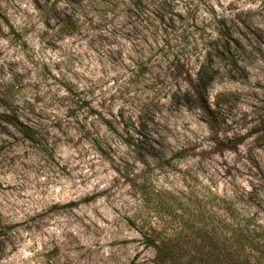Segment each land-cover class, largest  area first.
Returning a JSON list of instances; mask_svg holds the SVG:
<instances>
[{
  "label": "clouds",
  "instance_id": "1",
  "mask_svg": "<svg viewBox=\"0 0 264 264\" xmlns=\"http://www.w3.org/2000/svg\"><path fill=\"white\" fill-rule=\"evenodd\" d=\"M14 4L16 0H0V13L8 16ZM51 10L60 18L71 16L78 31L71 37L60 33ZM27 12L28 27L35 25L36 32L46 31L45 21L52 26L48 39L59 43L61 54L59 62L47 64L51 75L45 74L48 58L21 49L28 36L13 43L9 25L0 19V49L6 53L0 58V93L12 88L10 96H0V264H161L157 245L172 234L173 226L171 217L145 199V189L155 199H199L209 210L228 202L240 210L241 225L243 218L258 213L252 227L264 233V210L249 202L256 195L264 206V187L259 179L253 180L246 156L264 131L234 149L226 147L264 122V116L257 115L264 113V0H29ZM145 25L152 41L147 52L140 39L148 37L137 31ZM81 40L98 45L101 57L119 49L111 71L120 80L117 87L123 88L115 97L111 88L85 80L77 68L72 42ZM123 40L132 41L131 48ZM9 51L16 53L18 65L8 63L13 59ZM29 69L37 78L27 76L21 88L13 77ZM124 72L127 75L120 79ZM53 97L65 112L73 107L83 111L84 102L89 110L99 105L111 123L89 111L85 115L93 120L90 128L77 115L73 120L79 132L73 136L68 127L58 125L59 115L33 121L37 111L52 105ZM245 114L252 122L237 127L234 121ZM13 117L43 126V139L26 144ZM97 119L105 124L103 134L94 127ZM77 140L92 143L111 167L77 175ZM136 144L146 152L138 153ZM65 145L74 150L67 152ZM256 151L264 157V149ZM59 173L71 182V196H65V185L56 180ZM180 179L187 195L180 191ZM104 199L119 217L117 232L98 229L96 220L79 214ZM97 217L107 224L99 213ZM133 233L140 238L129 239ZM109 235L112 243L101 244ZM256 243L264 246V238ZM93 244L95 251L90 250ZM250 251L246 247L243 254Z\"/></svg>",
  "mask_w": 264,
  "mask_h": 264
},
{
  "label": "rangeland",
  "instance_id": "2",
  "mask_svg": "<svg viewBox=\"0 0 264 264\" xmlns=\"http://www.w3.org/2000/svg\"><path fill=\"white\" fill-rule=\"evenodd\" d=\"M29 0H16V4L13 5V11L10 12L8 16H4L3 13H0V19L4 21L5 24L9 25L10 32L13 36V43L19 42L23 40L24 36H28V40L23 41L21 44L22 50H28L30 52H33L37 55H42L47 57L48 59L44 62L45 67V74L51 75L47 71V64L49 61H55L59 62L60 59V45L59 43L53 44L51 39H48L50 31L52 26L45 21V29L43 33L36 32L35 31V25H32L31 28L28 27V21L26 19L27 15H30L27 12V4ZM34 2V0H33ZM19 5H24L25 7L19 8V11H16L15 9L19 7ZM37 7H39L37 5ZM52 11V15L57 16L59 20V26L58 31L60 33L63 32V22L65 17L60 18L59 14L56 13L54 10ZM23 12L25 15H20V13ZM71 17V16H69ZM72 18V17H71ZM73 20V18H72ZM75 24V30L73 33L68 35L71 37L74 33L78 31V26L76 22L73 20ZM166 23V21L162 22ZM138 32L142 31L144 33L145 37H148L147 40L140 39V46L144 48L145 52L148 51L146 45L148 43H151V36H150V28L145 25L142 28L137 29ZM65 34V33H64ZM131 35V33H130ZM4 36L3 30L0 29V37ZM257 39L259 40V36H257ZM122 43H124L127 47L131 48L132 41L129 40H123ZM73 48L75 49V52L72 54L78 58L77 61V68L82 70V74L84 75L85 80H93V83H96L97 85L103 87L105 90H108L111 88L112 96L115 97L123 88L121 85L120 88L117 87V85L120 83V80L117 79V76L112 74V68L116 64L117 54L119 53V49H113L111 56L109 57L107 54H105L103 57H101V54L98 52V45L93 46L91 41L88 40H81L78 44L75 43V41L72 42ZM70 51V50H69ZM5 51L3 49H0V58H3L5 56ZM9 56L13 57V59L9 60L8 63L10 65H18V61L14 59L16 56V53L9 51L7 53ZM127 62V57H125ZM24 60L27 63H32V61L29 59L28 56L24 57ZM27 63L25 64V67L27 66ZM141 75H143V69L139 70ZM107 74V75H106ZM127 75V72H124L123 75L120 77V79H123L124 76ZM27 76H31L33 80L37 78V74L33 73L30 69L27 73L25 72H19L16 73L13 77L14 80H16L18 85H21V88L23 87L22 81L25 80ZM95 77V79H93ZM58 80V78H56ZM146 86V85H145ZM53 88H55V85H52ZM61 88H63V85H61ZM99 91V87L97 89ZM12 94V88H8L5 90L4 93H0V96H10ZM110 99L112 97H109ZM75 103V102H74ZM63 105L57 104L55 101V98L52 99V105L51 106H44L43 112L37 111L35 115L32 117L33 121H39L41 119L50 118L51 116L59 115V122L58 125L61 127H68L71 131L73 136H77L79 130L75 129V123L77 121L73 120V117L79 115V118L81 121L86 120L88 122V125L90 128L93 126V120L88 116L85 115L86 112H91L94 114H98V116H103V119L105 123L110 124L111 119L108 116H104L103 114V108L99 105H94L90 110L88 109L87 102H84L82 107L83 111L78 112V109L76 107L69 108L66 112L63 111ZM258 116H264V113H258ZM16 118V117H15ZM24 129H27L31 134L33 135V138L29 140L24 134L21 133V136L24 139V142L26 144L31 143L33 140H41L43 139V136L46 134L44 132L43 126H35L33 123L26 122L24 120H17ZM252 121L247 119V114L245 116L241 117L239 121H234V124H236L237 127H246L248 123H251ZM94 127L99 130L101 134L105 131V124L100 123L99 119H97V122L95 123ZM258 131H264V122L260 123L257 127L252 128L249 132L237 136L234 141L230 143L229 146L235 148V143L237 141L241 140V143H244V140L247 139L248 136H251L255 134ZM128 140L125 141L127 143ZM77 144L79 145V151L76 152V159L79 161V163L76 165V171L77 175L83 173L86 174L87 171L91 170V168H95L97 171H100L102 168H109L111 167L109 161L105 159L102 154L98 151H96L93 147V144L84 141L83 143H80L77 140ZM67 152H71L74 149L69 148L68 145H65ZM257 149H264V137H259L257 141L253 142L252 147L248 148L246 156L249 160V163L252 165L253 171L251 172L253 180L259 179L261 181V186L264 185V157H260L259 153L256 151ZM66 152V155H67ZM161 166H166V164L162 161ZM221 175H227L229 178H231V173H221ZM107 179V177H105ZM179 179V177L177 178ZM197 180L202 179V177H196ZM30 180H36L35 176H31ZM56 180L62 182L65 185V196H71L72 190H71V182L68 180V177L64 175L63 173H59L56 177ZM46 183V180L43 176L39 178V184L43 185ZM110 183V181H109ZM180 191L184 194H188V188L184 186V181L180 179ZM215 187V185H214ZM51 190V187L49 188V191ZM107 188H101V192L106 191ZM37 192H42V189H36ZM255 193V190H253ZM225 193V184L223 180L220 181L219 184V195L223 197ZM57 195L59 196V189H57ZM84 199H89L88 196H84ZM145 199L151 203V205L154 208L160 209L165 216L171 217V220L169 221V224L172 225L173 229H180L183 224L184 220H182L180 217H173L170 215H167L165 213V207L166 205H173L174 208H176V213L178 216H182L183 218H187L190 213H196L197 209L200 213L207 215V213L211 210L207 209L206 207L202 206L199 203V199L197 201H194L192 203H188L184 200L175 199V198H160L155 199L152 197L149 191L145 189ZM117 200H119V196L117 195ZM70 200H65L64 203H70ZM249 202L253 207L262 208L264 210V206H261L259 203V199L256 195L249 197ZM211 203V201H209ZM120 205L119 203H116V208L119 209ZM180 207H183L180 209ZM229 210V213L233 215L234 218L242 217V214L239 209H234L230 203L225 202L221 206L217 207L215 212L217 214H220V211ZM187 210H189L187 212ZM97 213H99L100 216L104 217L105 220H107V224L104 223L103 220H99L97 217ZM81 216L87 215L89 219L96 220V227L98 229L104 230L106 232H117L119 231V228L116 226V221L119 220V217L114 214L112 203H110L107 199L104 200H97L95 201V206L93 207L91 204H89L88 207L82 208L79 213ZM257 214H254L256 218ZM189 221H192L191 219ZM63 223H67L66 221H62ZM55 225H53L54 227ZM79 227V226H77ZM75 230V229H74ZM140 237L133 233L129 239L131 240H137ZM105 242L111 244L112 240L110 235L107 238V241H105V238H101L100 243L104 244ZM38 247L42 248V245L38 243ZM91 251H95V245L93 244L90 247ZM129 253L132 256H136L138 258V254L129 249ZM108 254L107 249H104V255L106 256Z\"/></svg>",
  "mask_w": 264,
  "mask_h": 264
},
{
  "label": "trees",
  "instance_id": "3",
  "mask_svg": "<svg viewBox=\"0 0 264 264\" xmlns=\"http://www.w3.org/2000/svg\"><path fill=\"white\" fill-rule=\"evenodd\" d=\"M62 27L65 34L73 33L75 24L72 18L66 16ZM12 119L20 126V132L31 140V132L24 129L15 117ZM240 143L241 140L235 144ZM133 147L138 153L146 152L140 144ZM164 210L167 215L180 217L185 222L180 229H173L172 234L157 245V259L161 264L164 261H171V264H253V260L255 264H264V246L256 243L264 238V233L252 227L256 219L254 216L243 218L244 223L241 225L239 220L242 217L234 218L229 210L224 209L220 214L211 210L206 216L197 209L196 213H190L187 218L178 216L173 205H166ZM256 227H260L259 223ZM149 243L155 244V241L150 238ZM246 247L251 249L247 256L243 254ZM249 256L253 259H249Z\"/></svg>",
  "mask_w": 264,
  "mask_h": 264
}]
</instances>
